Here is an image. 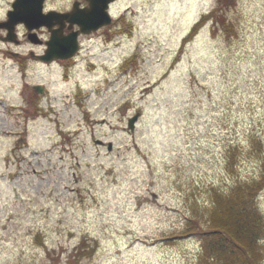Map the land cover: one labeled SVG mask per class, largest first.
Instances as JSON below:
<instances>
[{"label": "rangeland", "instance_id": "rangeland-1", "mask_svg": "<svg viewBox=\"0 0 264 264\" xmlns=\"http://www.w3.org/2000/svg\"><path fill=\"white\" fill-rule=\"evenodd\" d=\"M215 3L117 0L118 33L82 39L94 72L66 81L36 64L21 80L7 50L30 46L0 42V264H248L205 242L238 208L264 264V0L185 39ZM25 83L47 90L20 110Z\"/></svg>", "mask_w": 264, "mask_h": 264}, {"label": "flooded vegetation", "instance_id": "flooded-vegetation-1", "mask_svg": "<svg viewBox=\"0 0 264 264\" xmlns=\"http://www.w3.org/2000/svg\"><path fill=\"white\" fill-rule=\"evenodd\" d=\"M47 0H45V3L43 5V11L47 12L50 9H54L52 7H47ZM114 3H109L107 10L110 12L112 16V7ZM84 10L88 11L90 9V3L89 0H70L69 4L64 8H58L56 10L60 12H71L72 10ZM6 19V16L5 18ZM2 19V20H4ZM113 23V20L110 24L100 26L95 30H87L88 32H82L81 27L74 21L67 20L66 18L60 17L56 19H52L50 21V26H40L37 29L34 30L36 36H34L35 41L29 40V31L26 30V28L22 24H18L15 26V30L18 31V35L20 38V41L18 43H14L16 46H21L24 44L22 42L25 40V42L30 46L27 50L22 48L19 51H12L7 50V52L12 53V55L15 56V66L17 70V74L19 78L22 80L27 74V72L30 69L31 64H36L40 66H44L47 68L56 67L60 71L61 78L66 81L68 77L72 74V72L75 70L76 66L79 64L80 61H82L84 64V69L87 72H94V66L95 62L86 59L85 57L82 59H79L82 55L83 51V45H82V39H92L93 36L101 35V33L105 30L106 31V37L108 31H114V25L111 26ZM111 26V27H110ZM86 27V26H84ZM21 32V33H20ZM6 34V29L4 27H0V42L6 43V44H12V42L3 41V36ZM54 36H58L62 39H67V42L63 48L61 47L60 51L55 52L56 49L51 50V46L49 45V40L53 38ZM73 37V40L75 38V48L72 46L71 38ZM74 49V50H73ZM1 50V47H0ZM48 50V52H47ZM62 50V51H61ZM4 52V50H2ZM48 53V54H47ZM54 53H58L59 56H54ZM61 55H70L66 57H62ZM49 56V59H46V57ZM21 88V94L25 98V104L26 106L20 107V110H28L29 107H33V101L30 100V96H38L39 93L35 92L36 88H34L33 85L28 86L26 83L22 85ZM43 88V87H42ZM47 90L45 87L43 89ZM25 95H24V94ZM42 93V92H41ZM37 101V98H36ZM24 108V109H22Z\"/></svg>", "mask_w": 264, "mask_h": 264}, {"label": "water", "instance_id": "water-1", "mask_svg": "<svg viewBox=\"0 0 264 264\" xmlns=\"http://www.w3.org/2000/svg\"><path fill=\"white\" fill-rule=\"evenodd\" d=\"M43 0H14L11 4L12 9L7 12V20L0 22V27H5L8 32L5 37V40H16V34L14 33V25L21 22L29 30L38 27L40 25L50 26V21L53 18L64 17L70 21L77 22L80 25L82 31L84 29L92 30L97 29L98 27L108 24L111 22L110 14L107 10L108 5L113 0H89L90 9L88 11L74 9L71 12L61 13L55 10L48 11L47 13L42 12V2ZM86 26V27H84ZM75 38H71L72 46H76ZM68 43L67 39H60L54 36L49 42L51 50L56 49L55 52L60 51V48ZM74 50V49H73ZM62 51V50H61ZM48 52V51H47ZM48 54V53H47ZM55 56H58V53H54ZM63 57L69 55H61ZM49 58V56H48ZM46 57V59H48ZM38 91H41V86L36 85ZM138 117V113L133 115L128 119L129 129H134V122ZM97 143H102V140H96ZM112 144L108 142L107 148L111 149Z\"/></svg>", "mask_w": 264, "mask_h": 264}, {"label": "trees", "instance_id": "trees-1", "mask_svg": "<svg viewBox=\"0 0 264 264\" xmlns=\"http://www.w3.org/2000/svg\"><path fill=\"white\" fill-rule=\"evenodd\" d=\"M232 0H216V6L211 9L209 12L202 14L200 19H198L195 22V25H193L192 29L190 30L189 35H187L186 38H190L193 36V34L196 33L197 29L205 24L207 20H212V30L216 29H224V30H229L230 26L227 24L228 22L225 21V18L222 17L220 19L216 18L217 13L220 11V9L224 10L226 6H228ZM232 4V3H231ZM216 19V20H215ZM218 26V28L214 27ZM247 209L243 208H238V214L237 216L235 215L234 218L228 223V225H225V230L219 228L218 230H215L214 235L217 237L214 238H206L207 244L215 245L216 243L219 242L224 248H228L233 254L232 258L234 259V255L236 254L237 256H240L239 253H242L244 255V258H249L247 260V263L249 264L251 258L249 257V253L251 249L254 246L253 240L251 238L252 232H250V229L247 228V224H245V221L241 222L243 219L241 216L242 214H246ZM256 222V221H255ZM254 227L259 228L260 224L256 222V224L253 222L252 223ZM259 225V226H258ZM251 226V225H250ZM261 228V227H260ZM227 231V232H226ZM202 233V232H200ZM221 233V234H220ZM209 234V233H207ZM250 234V235H249ZM246 239V243H241L239 239ZM248 241V242H247ZM215 246H220V245H215ZM226 254V252H224ZM246 254V255H245ZM240 258V257H238ZM232 259V260H233ZM242 260V257L240 258ZM234 261V260H233Z\"/></svg>", "mask_w": 264, "mask_h": 264}]
</instances>
